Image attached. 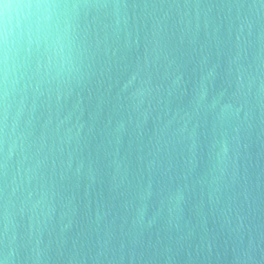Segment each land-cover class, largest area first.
Returning <instances> with one entry per match:
<instances>
[{
  "label": "water",
  "instance_id": "1",
  "mask_svg": "<svg viewBox=\"0 0 264 264\" xmlns=\"http://www.w3.org/2000/svg\"><path fill=\"white\" fill-rule=\"evenodd\" d=\"M128 4L131 35L111 37L97 75L52 104L83 126L79 146L72 144L83 166L77 173L74 163L60 182L46 223L31 236L18 230L15 264H264V0ZM145 59L162 105L186 100L201 76L209 99L234 94L239 73L257 78L245 98L249 121L234 181L213 184L205 159L192 168L178 151L157 155L151 121L127 123L118 94ZM9 239L0 223V259L12 252Z\"/></svg>",
  "mask_w": 264,
  "mask_h": 264
},
{
  "label": "clouds",
  "instance_id": "2",
  "mask_svg": "<svg viewBox=\"0 0 264 264\" xmlns=\"http://www.w3.org/2000/svg\"><path fill=\"white\" fill-rule=\"evenodd\" d=\"M131 19L128 0H0V223L13 245L0 264H15L18 230L26 227L31 236L46 223L60 182L74 163L77 173L83 166L72 150L83 126L53 113V102L59 105L97 75L110 38L131 35ZM151 66L145 59L129 69L120 87L127 123L139 128L151 121L157 155L178 151L192 168L205 159L213 184L234 181L249 121L245 98L257 78L249 74L246 81L239 73L234 94L209 99L201 76L186 100L162 105ZM259 91L264 96V80Z\"/></svg>",
  "mask_w": 264,
  "mask_h": 264
}]
</instances>
